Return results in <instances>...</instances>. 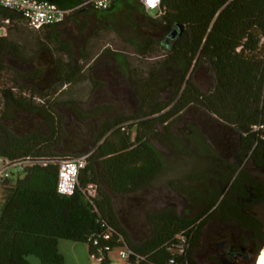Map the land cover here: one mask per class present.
<instances>
[{
    "label": "trees",
    "instance_id": "16d2710c",
    "mask_svg": "<svg viewBox=\"0 0 264 264\" xmlns=\"http://www.w3.org/2000/svg\"><path fill=\"white\" fill-rule=\"evenodd\" d=\"M51 1L76 9L64 23L39 31L29 28L32 46L23 44L19 57L34 68L37 64L45 67L40 59L45 55L47 69H51L52 56L54 78L48 82L47 91L39 92L35 85L43 79L41 76L28 77L24 87L8 77L0 85V104L4 110L13 102L25 111H41L62 102L78 121H89L90 131L97 117L109 112L110 107L85 111L80 107L82 102L55 97L65 94L62 87L90 80L88 72L95 64L91 59L96 61L111 51L106 47L96 52L94 38L99 33L93 32V38L80 43L76 35L64 41L60 32L50 30L73 25L86 29L89 21L85 17L89 16L107 27L115 15L107 14L111 8L79 7L85 0ZM112 8L138 12L146 25L162 33L160 39L146 36L133 44L144 56L164 52L159 65L177 73L175 99H160L161 90L170 84L168 78L160 76L158 68H152L145 77L130 71L140 102L137 112L98 120V132L91 139H81L70 124L67 131L57 113L52 137L34 143L26 153L1 148L0 143V157H30L33 161L23 172L1 182L5 197L0 201V264H32L30 256L42 264H66L60 240L88 244L90 255L101 264L110 263L108 255L114 247L127 248L130 263L168 264L180 233L190 238L188 261L198 264L192 253L210 217L236 221L250 231V241L242 243L238 252L241 257L234 260L224 256L221 264L255 259L264 248V183L252 173L264 174V0H161L155 16L140 0H119ZM6 19L10 23H5ZM22 26L26 27L16 14L0 7V28ZM173 29L178 34L169 38ZM8 36L9 32L0 36V44ZM0 71H4L2 66ZM200 75L212 77L208 91L195 82ZM93 84L97 82L93 80ZM4 110H0V120L4 119ZM191 111L196 114L194 121L187 125V131L175 134L172 127ZM5 125L0 122V136ZM160 125L171 146L183 154L218 159L228 169L219 176L223 183L207 186V192L202 194L205 206L201 213L180 216L172 208L152 212L148 215L150 236L136 242L122 227L110 192L137 193L164 172V157L152 143L154 139L165 141ZM233 152L234 161L229 163ZM83 154H88L87 164L80 171L75 193L59 194L56 185L60 161ZM247 163L256 170H247ZM90 184L97 186L94 197L85 191ZM253 208L255 213L243 211Z\"/></svg>",
    "mask_w": 264,
    "mask_h": 264
},
{
    "label": "rangeland",
    "instance_id": "374dc122",
    "mask_svg": "<svg viewBox=\"0 0 264 264\" xmlns=\"http://www.w3.org/2000/svg\"><path fill=\"white\" fill-rule=\"evenodd\" d=\"M150 15L155 16L156 10H151ZM88 20L87 28L81 29L78 26H69L67 28V37L72 38L76 35L77 41L83 43L85 39L93 38V32L99 33L95 36L96 52H102L106 47L111 51L100 56L94 64L93 69L88 72L90 80L82 82L75 86L62 87L64 95H58L55 100H67L72 98L74 101L82 102L80 107L85 111H90L96 107L108 106L109 112L103 113L97 117L94 126L89 131V121H78L71 111L64 106L62 102L39 110H22L13 102L9 103L8 109L4 110L2 103L0 110H4L0 143L1 148L10 147L16 152L26 153L31 145L46 138L52 137L58 115H61L63 125L67 131L71 127L78 131L81 139H91L98 132V120L112 118L118 114H134L139 108V98L136 92V86L129 72L139 73L138 77H145L152 68H158L160 76L168 78L169 86L160 92V99L172 102L176 96L177 73L173 70L162 69L159 62L164 59V52L158 51L144 56L137 52L133 42H142L144 37H154L160 39L162 33L152 30L150 26L140 18L138 12H130L123 8L118 10V15L113 18L107 27L98 22L96 17H85ZM29 28L21 27L18 29L0 28V36L9 32L8 39L0 44V85L8 77L15 78L21 87L26 86L28 77L41 76L35 88L39 92L47 91L48 82L54 78L52 69H47L48 58L42 56L41 64L34 68L26 65V61L20 59L19 50L26 43L27 48L32 46L33 34ZM32 34V36H31ZM74 39V38H72ZM204 74V73H203ZM197 85L208 91L212 87L213 79L207 75L195 77ZM93 80L97 84H93ZM58 113V115H57ZM1 114V113H0ZM196 114L192 111L185 113L177 124L172 127L174 133L181 135L187 131V125L192 123ZM66 122V124H65ZM163 134L165 141L152 140V143L160 150L165 160L164 172L148 188L134 194H117L110 192L115 213L117 214L122 227L129 236L136 242H141L151 234L148 215L163 208H172L180 216H196L204 209L202 194L207 192V186L213 187L216 184L223 183V171L227 166L218 159H207L196 154L185 155L181 150L171 146L166 138L163 126H158ZM89 131V132H88ZM74 137L69 135V138ZM72 141H69L71 143ZM233 152L229 157V163L234 161ZM248 164V163H247ZM249 166V164H248ZM256 170V167L250 165L247 170ZM238 172L235 173V175ZM216 176L211 178L209 176ZM4 191L0 188V201L3 200ZM1 206V204H0ZM263 219V217H262ZM230 230L241 243L250 241V231L244 229L236 221H221L217 217H210L206 220L197 242L192 257L198 264H221L222 257L216 252V248L209 241L216 239L220 230ZM258 241L255 240L256 243ZM60 251L66 258V264H101L100 260L91 256L88 244L77 243L71 240L59 241ZM254 254L255 249L251 247ZM124 247H114L108 257L109 264H125L126 259L121 256V250ZM239 264H256L253 258L250 261H239ZM32 264H42L34 257Z\"/></svg>",
    "mask_w": 264,
    "mask_h": 264
},
{
    "label": "built area",
    "instance_id": "2783aa9c",
    "mask_svg": "<svg viewBox=\"0 0 264 264\" xmlns=\"http://www.w3.org/2000/svg\"><path fill=\"white\" fill-rule=\"evenodd\" d=\"M119 0H85L79 5H89L97 10H108ZM147 11L156 10L159 13L161 0H140ZM0 7L10 10L20 18V22L35 31L46 26L59 25L72 16L76 8L62 7L51 0H0ZM5 23H10L9 19ZM88 154L75 158H65L60 161L56 190L61 195L71 196L75 193L79 181V174L87 164ZM30 157L9 158L0 157V188L1 182L11 178L16 173H21L27 166H32ZM88 196L94 197L97 186L90 184L85 189ZM190 250V238L185 233H180L175 243V251L168 264H191L187 257ZM121 256L128 260L130 251L121 250ZM126 264H139L127 262Z\"/></svg>",
    "mask_w": 264,
    "mask_h": 264
},
{
    "label": "flooded vegetation",
    "instance_id": "af4514ba",
    "mask_svg": "<svg viewBox=\"0 0 264 264\" xmlns=\"http://www.w3.org/2000/svg\"><path fill=\"white\" fill-rule=\"evenodd\" d=\"M118 10V8H111V10L107 12V14H114L115 16H117ZM252 173L260 178V173H258V171H252ZM243 211L244 213H255V208L244 209ZM209 243L215 246L216 252L220 253L221 257L227 256L234 260L241 257V254H238V252H240L239 250L241 249L242 243L230 230H220V232L218 233V237L216 239L210 240Z\"/></svg>",
    "mask_w": 264,
    "mask_h": 264
},
{
    "label": "crops",
    "instance_id": "0c3cea01",
    "mask_svg": "<svg viewBox=\"0 0 264 264\" xmlns=\"http://www.w3.org/2000/svg\"><path fill=\"white\" fill-rule=\"evenodd\" d=\"M67 28L65 29V28H53L52 30H50V33H53V32H55V31H58V32H60L61 33V39L62 40H64V41H66L67 39H69L66 35H67ZM74 48L75 49H77L78 48V45L77 44H75L74 45ZM53 59L54 58H52V56H50V60H51V63H50V68L52 69V70H55V64H54V62H53ZM91 61H93V58L91 59ZM60 245V244H59ZM33 258H34V256H30L29 257V260L31 261V263H32V261H33ZM127 263V261L125 262V264Z\"/></svg>",
    "mask_w": 264,
    "mask_h": 264
},
{
    "label": "water",
    "instance_id": "95a60500",
    "mask_svg": "<svg viewBox=\"0 0 264 264\" xmlns=\"http://www.w3.org/2000/svg\"><path fill=\"white\" fill-rule=\"evenodd\" d=\"M180 30L183 31V26H180ZM177 34H178L177 29H173L172 32L169 34V38H175ZM260 178H261V180L264 183V174H260ZM259 252L257 253V255L255 257V263H256V260H257L258 255H259Z\"/></svg>",
    "mask_w": 264,
    "mask_h": 264
},
{
    "label": "bare ground",
    "instance_id": "6f19581e",
    "mask_svg": "<svg viewBox=\"0 0 264 264\" xmlns=\"http://www.w3.org/2000/svg\"><path fill=\"white\" fill-rule=\"evenodd\" d=\"M256 264H264V248H262V250L259 252Z\"/></svg>",
    "mask_w": 264,
    "mask_h": 264
}]
</instances>
